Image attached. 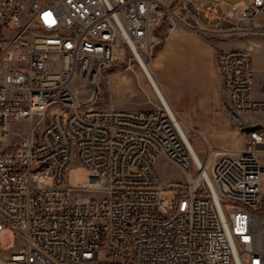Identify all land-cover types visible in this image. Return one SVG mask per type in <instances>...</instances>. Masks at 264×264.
I'll return each mask as SVG.
<instances>
[{
	"label": "built area",
	"instance_id": "2783aa9c",
	"mask_svg": "<svg viewBox=\"0 0 264 264\" xmlns=\"http://www.w3.org/2000/svg\"><path fill=\"white\" fill-rule=\"evenodd\" d=\"M172 20L264 36V0H0V239L11 240L0 264H264V120L247 119L264 100L250 50L223 48L218 64L229 112L262 129L241 149L209 146L202 164L162 102L94 107L118 44L143 56ZM160 158L187 175L175 196L161 195ZM81 170L89 180L73 184Z\"/></svg>",
	"mask_w": 264,
	"mask_h": 264
},
{
	"label": "rangeland",
	"instance_id": "374dc122",
	"mask_svg": "<svg viewBox=\"0 0 264 264\" xmlns=\"http://www.w3.org/2000/svg\"><path fill=\"white\" fill-rule=\"evenodd\" d=\"M170 1L165 0L167 4ZM191 1L199 4L203 0ZM219 1L231 7L239 5L242 0ZM163 17H166V12ZM223 48H246L251 51L257 70L255 91L264 100V36L230 39L202 36L172 20L153 30L142 56L202 161L208 157L209 145L215 154L217 149H241L247 138L239 124L229 116L228 98L218 64V55ZM145 78L133 53L120 42L114 61L101 69L95 88L97 101L94 107L99 110L153 109L159 105V100ZM89 97V93L82 91L79 100L85 103ZM247 119L264 120V115ZM262 152L264 166V150ZM156 169L162 178L163 198L175 196L176 190L187 187V175L175 164L160 158ZM195 174V170L190 172L192 177ZM70 179L73 184L88 181V171L73 172ZM0 241L2 247L11 240L2 234ZM16 249L14 247L8 253H14Z\"/></svg>",
	"mask_w": 264,
	"mask_h": 264
},
{
	"label": "bare ground",
	"instance_id": "6f19581e",
	"mask_svg": "<svg viewBox=\"0 0 264 264\" xmlns=\"http://www.w3.org/2000/svg\"><path fill=\"white\" fill-rule=\"evenodd\" d=\"M165 12H166V10H158V17H163ZM133 51H134V55H135V60L139 63V65H140L145 77L147 78V80L151 84L153 90L156 93V96H158L159 101L162 102L167 107V109L169 110L170 114L173 116V118L177 122L178 126L180 127V130L182 131L184 137L189 142V144H190V146H191V148H192V150L194 152V155H195V158H196L197 162L199 164H202V160L199 158L198 154L196 153L195 149L193 148V145L190 143L186 133L184 132L182 126L180 125V123L176 119V116L173 113L172 109L170 108L167 100L165 99V97H164V95H163V93L161 91V88L159 87L158 83L156 82V80L154 78V75H153L152 71L150 70V68L148 67L146 62L144 61V59L142 57V54L136 49V47H133Z\"/></svg>",
	"mask_w": 264,
	"mask_h": 264
},
{
	"label": "water",
	"instance_id": "95a60500",
	"mask_svg": "<svg viewBox=\"0 0 264 264\" xmlns=\"http://www.w3.org/2000/svg\"><path fill=\"white\" fill-rule=\"evenodd\" d=\"M229 116L239 124L240 126V129H241V132L248 135L250 134L251 132H254V131H260L262 129V127L260 125H256V126H249L247 125V122L246 120L238 115L237 113L235 112H229Z\"/></svg>",
	"mask_w": 264,
	"mask_h": 264
},
{
	"label": "crops",
	"instance_id": "0c3cea01",
	"mask_svg": "<svg viewBox=\"0 0 264 264\" xmlns=\"http://www.w3.org/2000/svg\"><path fill=\"white\" fill-rule=\"evenodd\" d=\"M206 2H212V0H205ZM182 26H184L185 28H187V29H189V30H191V31H193V32H195L194 30H192L191 28H189V27H187V26H185V25H182ZM196 33V32H195ZM199 35V34H198ZM237 49H246V48H237ZM247 50H249V49H247ZM256 70V69H255ZM256 72H257V70H256ZM153 75H154V73H153ZM154 77H155V75H154ZM146 79V78H145ZM155 79H156V77H155ZM146 81L148 82V84H149V87L151 88V90L153 91V93L156 95V93H155V91L153 90V88H152V86H151V84L149 83V81L146 79ZM156 81H157V79H156ZM157 83H158V85H159V87L161 88V91H162V93H163V95H164V97H165V99L167 100V102H168V104H169V106H170V108L172 109V107H171V105H170V102L168 101V99H167V97L165 96V94H164V92H163V90H162V87H161V85H160V83L157 81ZM157 98H158V96H156ZM158 100H159V98H158ZM172 111H173V109H172ZM173 113H174V111H173ZM175 114V113H174ZM246 135V134H245ZM246 141H247V138H246ZM245 141V142H246ZM210 146V145H209ZM239 145H237L236 147H238ZM211 148H212V146H210ZM213 149V148H212ZM229 149H217L216 150V153H218V152H221V151H228ZM234 150V149H233Z\"/></svg>",
	"mask_w": 264,
	"mask_h": 264
}]
</instances>
